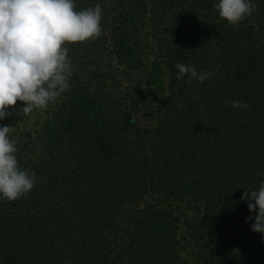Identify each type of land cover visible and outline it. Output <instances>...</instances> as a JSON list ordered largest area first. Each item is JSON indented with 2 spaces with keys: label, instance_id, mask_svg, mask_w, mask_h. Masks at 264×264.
<instances>
[{
  "label": "trees",
  "instance_id": "trees-1",
  "mask_svg": "<svg viewBox=\"0 0 264 264\" xmlns=\"http://www.w3.org/2000/svg\"><path fill=\"white\" fill-rule=\"evenodd\" d=\"M218 2L73 0L76 11L101 6L102 30L64 45L69 89L41 113L17 115V101L0 120L17 124L18 167L36 174L26 196H0V264H187L181 207L194 214L197 259L264 264V233L240 199L264 182V0L236 25ZM148 33L167 69L152 128L136 114L150 92ZM177 62L212 75L177 79Z\"/></svg>",
  "mask_w": 264,
  "mask_h": 264
},
{
  "label": "clouds",
  "instance_id": "clouds-1",
  "mask_svg": "<svg viewBox=\"0 0 264 264\" xmlns=\"http://www.w3.org/2000/svg\"><path fill=\"white\" fill-rule=\"evenodd\" d=\"M214 7L232 25L259 10L253 0H219ZM101 13L99 4L76 11L73 0H0V120L13 114L9 109L17 101L24 106L16 114L25 116L34 108L45 109L69 89L74 69L64 45L99 37ZM175 67L177 79L190 74L204 82L212 75L180 62ZM231 107L248 105L237 100ZM12 130V126L0 127V196L7 201L26 196L36 177L34 171L18 167L15 142L8 138ZM240 199L256 213L247 218L255 220L252 231L264 233V182L259 191H245Z\"/></svg>",
  "mask_w": 264,
  "mask_h": 264
},
{
  "label": "rangeland",
  "instance_id": "rangeland-1",
  "mask_svg": "<svg viewBox=\"0 0 264 264\" xmlns=\"http://www.w3.org/2000/svg\"><path fill=\"white\" fill-rule=\"evenodd\" d=\"M148 30L150 31L151 29L149 28ZM143 43L145 47L144 62L146 65V71L144 72L143 77L149 81L150 92L142 91L138 94L140 110L139 112H136V114L138 124L140 126L152 128L157 118V114L155 111L157 100H160L164 95H166L167 92V69L157 55L156 43L152 38L151 33L145 34V36L143 37ZM145 110L152 111V114L147 119H142L139 116V113ZM40 111H42V109H36V112L39 113ZM32 112L22 117H30L32 116ZM16 125L11 124L9 126H12L14 130V127H16ZM174 211L178 216H180L179 233L185 238V241H189V243H187L186 250L183 252L186 256L185 258L187 264H206L204 261H202V259H197L195 257V252L192 250L193 240L190 238L191 229L188 228V226L185 224V220L190 217L194 218V214L183 207L175 208ZM241 264H251V262Z\"/></svg>",
  "mask_w": 264,
  "mask_h": 264
}]
</instances>
